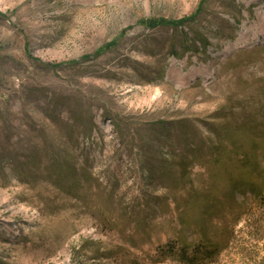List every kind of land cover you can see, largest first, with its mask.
Instances as JSON below:
<instances>
[{"label":"rangeland","instance_id":"rangeland-1","mask_svg":"<svg viewBox=\"0 0 264 264\" xmlns=\"http://www.w3.org/2000/svg\"><path fill=\"white\" fill-rule=\"evenodd\" d=\"M263 21L264 0H0V264H180L162 249L203 232L209 264H264Z\"/></svg>","mask_w":264,"mask_h":264},{"label":"trees","instance_id":"trees-1","mask_svg":"<svg viewBox=\"0 0 264 264\" xmlns=\"http://www.w3.org/2000/svg\"><path fill=\"white\" fill-rule=\"evenodd\" d=\"M191 22L189 20H183L180 23H171L168 21H163V22H155L151 23L153 27L157 26H171V27H179V26H184V25H189ZM54 105L55 108H69V102L67 98H59L56 97L55 95L52 96L50 95L49 97ZM70 115L72 118V123L77 124L80 121V117H77L76 114H73L72 111H70ZM212 148L216 147L215 144H210ZM192 150V149H191ZM47 153L49 152L46 150ZM219 154L217 156L218 159H223V158H230V154H227V150L218 149ZM41 151H39L37 154L34 153V155L30 154L27 156V160H30L31 158L34 160H37L39 157ZM46 153V156H47ZM170 154H174L173 150L169 151ZM31 157V158H30ZM12 157L10 154L6 151L3 150L0 153V167L4 165L5 162H10L12 161ZM48 163L44 165L42 168V171L46 172L47 178H53L54 176L56 179L53 181L57 182L58 180L65 181L66 177L70 176L71 178L68 179V185L74 189L77 187L80 189V186H83L84 184V179H86V176L84 175L83 171H81V178L78 179V174L76 170L74 169V166L71 165L69 162H64L62 163L61 160H59V155L56 150H51L49 155H48ZM236 183H234V186L231 189V193H236L237 190L239 189V184L238 181L235 180ZM69 191V190H68ZM70 191H72L70 189ZM77 196V194H76ZM257 198L259 199L260 203L264 202V194L260 192V195L258 194ZM177 243L178 247H168V248H163L161 253H164V257H170L172 259H175L179 261L180 264H209L211 262H214L215 259L218 257L220 254L221 250H223V245L219 242H214L211 240V238L208 236L206 232H203L199 239L193 240V241H187V239L184 237V235L181 233L177 237Z\"/></svg>","mask_w":264,"mask_h":264},{"label":"bare ground","instance_id":"bare-ground-1","mask_svg":"<svg viewBox=\"0 0 264 264\" xmlns=\"http://www.w3.org/2000/svg\"><path fill=\"white\" fill-rule=\"evenodd\" d=\"M264 22V21H263ZM240 38L239 39H246V36L249 34L248 31L246 30L245 27L242 28V30L240 31ZM173 66V65H172ZM175 66L172 67V69H174Z\"/></svg>","mask_w":264,"mask_h":264}]
</instances>
